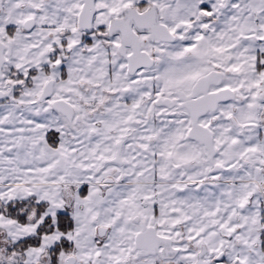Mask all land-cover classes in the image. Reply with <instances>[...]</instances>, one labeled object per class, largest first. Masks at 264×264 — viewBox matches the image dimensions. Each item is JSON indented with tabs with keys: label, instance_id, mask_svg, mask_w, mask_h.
Returning <instances> with one entry per match:
<instances>
[{
	"label": "snow or ice",
	"instance_id": "1",
	"mask_svg": "<svg viewBox=\"0 0 264 264\" xmlns=\"http://www.w3.org/2000/svg\"><path fill=\"white\" fill-rule=\"evenodd\" d=\"M0 264H264V0H0Z\"/></svg>",
	"mask_w": 264,
	"mask_h": 264
}]
</instances>
